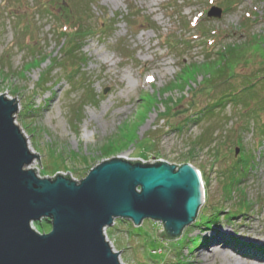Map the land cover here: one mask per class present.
<instances>
[{"label": "rangeland", "instance_id": "rangeland-1", "mask_svg": "<svg viewBox=\"0 0 264 264\" xmlns=\"http://www.w3.org/2000/svg\"><path fill=\"white\" fill-rule=\"evenodd\" d=\"M75 22L81 33L66 36ZM229 47L238 50L226 60L233 66L216 77L203 69L180 78ZM262 75L264 0H0V94L15 98L14 123L39 156L26 169L80 181L112 157L190 163L206 190L197 220L222 209L210 229L189 225L175 241L157 235L160 222L117 219L106 234L123 264H228L223 254L260 264L219 244L191 250L188 240L227 235L264 246V80L261 96L243 91ZM244 199L247 211L228 220ZM43 223L40 234L51 228Z\"/></svg>", "mask_w": 264, "mask_h": 264}, {"label": "water", "instance_id": "water-1", "mask_svg": "<svg viewBox=\"0 0 264 264\" xmlns=\"http://www.w3.org/2000/svg\"><path fill=\"white\" fill-rule=\"evenodd\" d=\"M14 99L0 94V264H122L103 233L115 220L160 222L157 235L168 240L195 222L205 198L189 163L112 157L80 181L26 169L39 156L14 123ZM43 220L51 229L40 234L33 225Z\"/></svg>", "mask_w": 264, "mask_h": 264}, {"label": "trees", "instance_id": "trees-1", "mask_svg": "<svg viewBox=\"0 0 264 264\" xmlns=\"http://www.w3.org/2000/svg\"><path fill=\"white\" fill-rule=\"evenodd\" d=\"M91 3L92 2H90L89 4H91ZM133 16L134 15H131V17H133ZM69 29H70V32H68V34L66 33V36H78L79 33H81V31H82L81 27H79V24L77 22L71 24L68 27V29H67V27H65L64 30L67 31ZM204 43H205V41H204ZM219 51L221 52V54H219L221 56V58H220V60L217 63L204 64L205 66L204 65L198 66V65H195V64H192L190 66H187L186 68L183 69L180 78L183 75L185 76V74L188 77L190 75H192V74L195 75L197 73H200V71L202 72L203 69L206 70L205 72H203V74L205 76L211 75L212 77H216L219 73H221V71L223 70V67L225 69V68H227V66H229V67L233 66L232 64L227 63V61L228 62L229 61H232L233 62L235 60L236 55L238 54V50L235 49V48H230L229 47L227 49V51H224L223 49L218 50V52ZM229 54H230V56H228ZM233 54H235V55H233ZM227 58H230L231 60H229V59L227 60ZM225 63H227V64H225ZM207 70H208V72H207ZM259 80H264V75H262L260 77H257L256 80H253V81L249 82L246 85V87L244 88L243 91L249 90L253 95H257V94H254V93H256L255 85L260 82ZM179 82H180V80L178 82H176V83L171 84L170 86H168L167 90L176 88L175 86ZM171 86H173V87L171 88ZM232 95H233V97L234 96H239V93L237 91H234L232 93ZM257 96L259 97L261 95H257ZM150 98H152L153 101L156 104V98L154 96H150ZM242 98L243 97L236 98V99H238L237 102H239ZM261 101H263V103H264V96H262ZM147 102H148L149 105L150 104L152 105L151 99H148ZM239 103L245 104L246 103V99H244L243 101H240ZM222 104H223L222 101L220 103H216V105L214 106V108H217L219 106H222ZM26 109H27V112H30L31 111V108L30 107H27ZM252 113H255V112H252ZM202 114H204V113H202ZM205 137L206 136H203V139ZM237 144H239V142H237ZM107 151L108 150H106L105 153H107ZM132 162L135 163L136 161H132ZM184 163L185 162H183V164ZM199 172H200L201 177L203 179L202 172L200 170H199ZM67 177H69V176H67ZM234 179H235V177L231 180V183L230 182L229 183H225V185L223 187V189L226 191V192L224 191V194H225V197L226 198H231L232 193L230 192V188H233L232 186L234 184H237L238 185L240 183V180L241 179H239V180H234ZM205 199H206V197H205ZM221 211H222V209H220V208H213V212H212L211 215L201 216L200 217V220L199 219L196 220L193 225L194 226H197V227H200V228H203V229H210L211 226L215 225L218 222L219 212H221ZM226 213L228 214V216H225V217H227L228 220L230 218L235 217L237 215L235 213H231L230 211H227ZM43 222H45V220H43L41 222L35 223L34 224V228L35 229L36 228L43 229V227H45V225H44ZM161 235H163V233ZM161 235H160V237H161ZM221 238L222 239H219L220 241H213V238L210 239L209 237H205V236L199 235V236H197L195 238H189L188 241L193 244V247H192L191 250H193V249H195L196 247H199V246L205 248L206 246H209L210 243H211V245H216L217 243L218 244L221 243V245H223L226 248H229V249L237 252L239 255H241L244 258L252 259V260L264 261V246L258 247L256 245L251 244V243H246V242L242 241V239L239 238L238 236H227V235L225 236V235H221ZM165 240L167 241L168 239H165ZM178 255H180L179 252H178ZM174 264H187V263L184 261L183 257H181Z\"/></svg>", "mask_w": 264, "mask_h": 264}, {"label": "bare ground", "instance_id": "bare-ground-1", "mask_svg": "<svg viewBox=\"0 0 264 264\" xmlns=\"http://www.w3.org/2000/svg\"><path fill=\"white\" fill-rule=\"evenodd\" d=\"M31 164H32V163H31ZM224 249H226V248L224 247ZM223 253H224V252H223ZM223 255H224V257L226 258L225 260L228 261V264H236V263H233L232 260H229L225 254H223ZM206 257H207V255H202V256H200V258H203V259H206ZM239 259H240V261L242 260L240 257H239ZM251 262H253V263L264 264V263L258 262L257 260H251ZM237 264H241V263L238 262Z\"/></svg>", "mask_w": 264, "mask_h": 264}, {"label": "built area", "instance_id": "built-area-1", "mask_svg": "<svg viewBox=\"0 0 264 264\" xmlns=\"http://www.w3.org/2000/svg\"><path fill=\"white\" fill-rule=\"evenodd\" d=\"M140 161H141L142 163H145V162H156V161H159V159H153V160H150V161H145V160H141V159H140ZM104 234H105V237H106V239H107L106 229H104ZM111 245H112V244H111Z\"/></svg>", "mask_w": 264, "mask_h": 264}, {"label": "snow or ice", "instance_id": "snow-or-ice-1", "mask_svg": "<svg viewBox=\"0 0 264 264\" xmlns=\"http://www.w3.org/2000/svg\"><path fill=\"white\" fill-rule=\"evenodd\" d=\"M149 79L151 80L152 78H151V77H149Z\"/></svg>", "mask_w": 264, "mask_h": 264}]
</instances>
